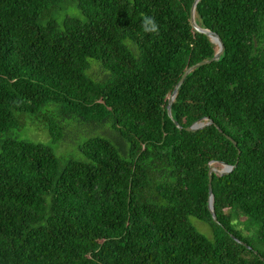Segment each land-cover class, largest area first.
<instances>
[{"label": "trees", "instance_id": "1", "mask_svg": "<svg viewBox=\"0 0 264 264\" xmlns=\"http://www.w3.org/2000/svg\"><path fill=\"white\" fill-rule=\"evenodd\" d=\"M193 1L0 0V264H264V0H197L170 117Z\"/></svg>", "mask_w": 264, "mask_h": 264}, {"label": "water", "instance_id": "2", "mask_svg": "<svg viewBox=\"0 0 264 264\" xmlns=\"http://www.w3.org/2000/svg\"><path fill=\"white\" fill-rule=\"evenodd\" d=\"M197 0H194L193 1V4L191 6V9H190V23L191 25L193 26V28L199 32H202L204 34H206L207 36H209L210 40L214 43H216L218 45V48L215 52V54L213 55L212 58L210 59H207V60H202V61H198L194 64H191L189 65L188 67H186L182 73V75L180 76V78L178 79L177 83L175 84L169 98H168V103H167V114L168 116L171 117V113H170V106H171V103L176 95V92L178 90V88L180 87V85L182 84V82L184 81L185 77L187 76V74L192 70L194 69L195 67H198L202 64H205V63H210L211 61L213 60H217L221 53H222V50H223V43L220 39V37L215 33V32H212L206 28H202L200 26H198L195 22V18H194V9H195V4H196ZM173 122L174 124L179 128L181 129L182 126L180 124H178V122L173 119ZM211 123L210 120H207L206 122H203L201 120L199 121H196L194 123H192L191 125L189 126H186L185 129L188 130V131H191V130H196L198 128H201L207 124ZM228 139H230L234 144L236 143L234 140H232L229 136H226ZM213 161H210L209 163V169H208V175H209V183H208V192H209V198H208V208L212 214V218L214 221H217V218H216V215H215V212H214V208H213V196H212V189H211V172H214L218 175H223V174H226L228 173L229 171L232 170L233 168V165H230V164H227V163H222V167L219 169V168H216L215 166H211V163ZM235 240H237L238 242L240 243H243L241 242L238 238L234 237ZM245 244V243H243ZM249 247V246H248Z\"/></svg>", "mask_w": 264, "mask_h": 264}, {"label": "rangeland", "instance_id": "3", "mask_svg": "<svg viewBox=\"0 0 264 264\" xmlns=\"http://www.w3.org/2000/svg\"><path fill=\"white\" fill-rule=\"evenodd\" d=\"M12 133L13 135L20 134L23 138H27V139L34 140V141L39 140L40 142L48 144L54 149L55 153L58 156L69 155V154L75 157L80 156V153L79 151H77L76 146H75L77 142L74 139H72L73 140L72 141L67 138V141L61 144L60 142L52 143L46 132L39 130V129H35L34 127L27 128L25 130L20 129L19 131L14 130L12 131ZM189 220L200 232L204 233L207 236L210 234L209 227L206 224L195 219L194 217H190ZM236 230H238V233L242 237L247 238V237L254 236V232L252 229L237 227ZM252 240H253V244L257 246L256 241L254 239Z\"/></svg>", "mask_w": 264, "mask_h": 264}, {"label": "clouds", "instance_id": "4", "mask_svg": "<svg viewBox=\"0 0 264 264\" xmlns=\"http://www.w3.org/2000/svg\"><path fill=\"white\" fill-rule=\"evenodd\" d=\"M141 27L145 33L149 34H155L159 31V26L152 16L145 15L142 19Z\"/></svg>", "mask_w": 264, "mask_h": 264}, {"label": "bare ground", "instance_id": "5", "mask_svg": "<svg viewBox=\"0 0 264 264\" xmlns=\"http://www.w3.org/2000/svg\"><path fill=\"white\" fill-rule=\"evenodd\" d=\"M211 166H212V163H211Z\"/></svg>", "mask_w": 264, "mask_h": 264}]
</instances>
